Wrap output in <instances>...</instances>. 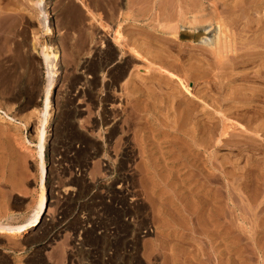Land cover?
<instances>
[{"label":"rangeland","instance_id":"1","mask_svg":"<svg viewBox=\"0 0 264 264\" xmlns=\"http://www.w3.org/2000/svg\"><path fill=\"white\" fill-rule=\"evenodd\" d=\"M174 1L0 0V222L17 224L32 209L29 202L36 194L35 170L43 134L48 192L59 182L65 188L78 185L73 202L79 204L93 199L85 182L98 177L101 182L112 181L117 176L115 169L127 174L141 213L140 224L153 227L151 233L137 237V264H264V55L246 58L247 63L240 66L234 64L243 59L239 57L242 52L264 51V0H201L200 8V0H183L181 8L185 5L186 14ZM197 1L198 7L194 6ZM192 16L204 22L196 19L187 24ZM218 17L225 19L226 27H218ZM174 21L180 34L182 28L193 30L189 34L192 41L179 33L180 37H173L168 28L163 30L166 34H159L161 24ZM117 28L124 36L122 43L130 48L156 44L154 50L168 48L165 53L179 58L173 68L188 77L184 79L190 91L200 93L208 105L196 104L201 124L194 149L188 136L192 124L182 120L183 132L176 131L182 107L172 104V95L179 90L175 83L159 80L157 71L145 79L149 72L140 71L145 66L141 61H134L122 80L115 77L132 55L124 45L117 44L116 54L107 49L104 40L109 37L113 42ZM254 37L262 46L259 49L251 47ZM187 40L197 46L187 48L182 44ZM41 46L52 52L49 62ZM102 53L108 55L105 63ZM158 61L164 66V61ZM189 61L201 65L200 70H186ZM258 70L262 78L252 77L249 83L233 80L242 73L253 76ZM241 86L246 90L248 86L249 91L257 87L260 95L249 96L247 101L229 100L230 92ZM137 88L142 89L141 96ZM47 97L49 115L44 111ZM239 113L251 117L255 113L259 119L248 122ZM84 162V172L76 177L73 167ZM51 194L47 203L51 200L50 207L56 208L59 203ZM211 206L216 213L226 207L228 224L219 218L218 226L208 217ZM52 207L47 208V217L54 215ZM46 226L41 222L24 239L0 234V264H81L75 258L84 257L68 255L71 241L67 233L54 228L57 236L49 235ZM122 231L129 229L123 226ZM96 244L103 252L118 246L116 240L107 239ZM117 259L111 264L125 263L123 256Z\"/></svg>","mask_w":264,"mask_h":264},{"label":"bare ground","instance_id":"2","mask_svg":"<svg viewBox=\"0 0 264 264\" xmlns=\"http://www.w3.org/2000/svg\"><path fill=\"white\" fill-rule=\"evenodd\" d=\"M40 1H42V0H40ZM181 1H183V0H175L174 2H176V5H177V7L179 6L180 8H181V6H182V3H181ZM187 1V0H186ZM211 1V0H210ZM216 1V0H215ZM218 1V0H217ZM228 1V0H227ZM234 1V0H233ZM160 2V1H159ZM172 2V1H171ZM188 2H190L191 3V1H189L188 0ZM193 2H194V0H193ZM208 2H209V0H208ZM214 2V1H213ZM232 2V1H231ZM230 2V3H231ZM168 3H169V1H168ZM167 2H166V4H168ZM186 3V2H185ZM189 3V4H190ZM206 3V2H205ZM216 3H219V2H216ZM238 3V2H237ZM162 4V3H161ZM164 4V3H163ZM171 4V3H170ZM169 4V5H170ZM188 4V3H187ZM199 8H200V6H202V5H204V3H203V1H199ZM165 5V4H164ZM174 5V4H173ZM173 5H172V7H173ZM192 4H190V6H191ZM216 5V4H215ZM228 5V4H227ZM194 6H196V7H198V1H197V3H194ZM194 6H193V8H194ZM218 6V5H217ZM216 6V7H217ZM233 6V5H232ZM170 8H171V6H169ZM185 7V5H183V7L181 8L182 9V11H183V8ZM203 7V6H202ZM215 7V6H214ZM230 7V6H229ZM174 8V7H173ZM179 8V9H180ZM190 8V7H189ZM213 8V7H212ZM224 8V7H223ZM178 9V8H177ZM178 9V10H179ZM192 9V8H191ZM196 9V8H195ZM195 9H194V11H195ZM208 9V8H207ZM226 9V8H225ZM238 9V8H237ZM173 10V9H172ZM184 10H185V8H184ZM189 10V9H188ZM201 10V9H200ZM204 10V9H203ZM214 10V9H213ZM212 10V11H213ZM227 10L228 9H226V11H225V13L227 12ZM239 10V9H238ZM171 11V10H170ZM174 11H175V8H174ZM205 11V10H204ZM207 11V10H206ZM211 11V8H210V12H212ZM218 11V10H217ZM221 11H222V8H221ZM224 11V10H223ZM222 11V12H223ZM241 11V10H240ZM179 12V11H178ZM183 12H185V11H183ZM197 10L195 11V13H194V15H196L197 13ZM234 12V11H233ZM163 13V12H162ZM181 13V12H180ZM214 13V12H213ZM224 13V12H223ZM235 13V12H234ZM233 13V14H234ZM164 14V13H163ZM171 14V13H170ZM182 14H186V12L185 13H182ZM209 14V13H208ZM218 14V13H217ZM220 14H221V12H220ZM165 15V14H164ZM178 15V14H177ZM229 15V14H228ZM160 16V15H159ZM162 16V15H161ZM179 16H181L180 14H179ZM220 16H222V14L220 15ZM236 16V15H235ZM142 17V16H141ZM184 17H186V16H184ZM183 17V18H184ZM193 17V16H192ZM207 17V16H206ZM209 17V16H208ZM5 18V17H4ZM159 18V17H158ZM162 18H164V17H162ZM165 18H167V17H165ZM171 18V17H170ZM188 18V17H187ZM196 18V17H195ZM160 19V18H159ZM196 19H199V18H196ZM196 19H194V17H193V19H191V18H189V19H187V24H188V22L189 21H191V20H196ZM155 20V19H154ZM167 20V19H166ZM180 20H182V18L180 19ZM189 20V21H188ZM200 20V19H199ZM199 20H197V23H201V21L202 20H200V22H198ZM229 20V19H228ZM230 20H231V18H230ZM264 20V19H263ZM168 21V20H167ZM175 21H177V19L175 20ZM171 22L172 24H166V23H169V22H166V23H163V24H161L162 25V27L161 28H163L162 29V31H158L159 32V34L161 33V34H164L166 31H163V30H165V28H168V30L170 31V33H171V35L173 36V37H180V35H182L181 36V38L182 39H188V40H190V41H192V38H191V36L189 35L190 34V30L191 29H184V28H182V26H181V28L183 29L182 31H183V33H181L180 34V31L179 30H177V28H179V25H178V23H176V22ZM183 21V20H182ZM185 21V20H184ZM183 21V22H184ZM218 27L219 28H223V27H226V22H225V19H221V17H218ZM236 21H238V20H236ZM156 22V21H155ZM157 22H159V21H157ZM178 22V21H177ZM180 22V21H179ZM202 22H204V21H202ZM235 22V21H234ZM160 23H162V22H159V24ZM173 23H175V24H173ZM182 23V22H181ZM190 24H191V22H189ZM228 24H231L230 22H227ZM233 23V22H232ZM9 24V23H8ZM156 24L157 23H155V26H156ZM159 24H157L158 26H159ZM166 24V25H165ZM183 24V23H182ZM185 24V23H184ZM192 24H196V22L195 23H192ZM164 25V26H163ZM230 26V25H229ZM160 28V27H159ZM191 28V27H190ZM198 28V27H197ZM197 28L196 29H194L195 31L197 30ZM201 28V27H200ZM228 28V27H227ZM50 28L49 27H46V30H49ZM155 29V28H154ZM157 29V28H156ZM230 29V28H229ZM145 30V29H144ZM167 30V31H168ZM227 30V29H226ZM245 30V29H244ZM155 31V30H154ZM192 31L193 30H191V34H192ZM206 31V30H205ZM223 31V30H222ZM225 31V30H224ZM229 31V30H228ZM144 32V31H143ZM158 32H156V34L158 33ZM169 33V32H168ZM180 35H179V34ZM220 33V32H219ZM142 34V33H141ZM152 34H154V33H152ZM155 34V35H156ZM158 34V35H159ZM166 34V33H165ZM225 33H223V35H224ZM143 35V34H142ZM151 35V34H150ZM203 35V34H202ZM229 35V34H228ZM242 35V34H241ZM254 35H256V34H254ZM171 36V37H172ZM190 36V37H189ZM236 36V35H235ZM261 36V35H260ZM160 37V36H159ZM194 37V36H193ZM197 37V36H196ZM198 37H201V34L198 36ZM241 37H243V36H241ZM253 37V36H252ZM230 38V37H229ZM240 38V37H239ZM256 38L257 37H254V39L252 40V42H251V40H250V43H253L252 45L253 46H251V47H254V48H258L259 46H261V44H258L257 42H256ZM172 39H174V38H172ZM179 39V38H178ZM197 40H199L198 38H196ZM242 39V38H241ZM258 39V38H257ZM124 40V36L122 35V32H121V30L119 29V28H117V29H115V36H114V38H113V42L110 40V38L109 37H107V39H105L104 40V42H106V44H108V47H107V49L109 50V52L111 53L112 51H113V53H115L116 54V46H117V44L118 45H120V47H122V45H124L125 47H129L128 45H126L127 43H125V41L122 43V41ZM175 40V39H174ZM188 40H187V42H183L182 44H184L187 48L190 46V47H193V46H195V45H193V44H190V43H194V42H188ZM233 40V39H232ZM243 40V39H242ZM180 43L182 42V41H180V40H178ZM221 41V40H220ZM228 41V40H227ZM243 41H245V40H243ZM258 41H261V40H258ZM224 42V41H223ZM262 42V41H261ZM149 43V42H148ZM228 43V42H227ZM246 43V42H245ZM245 43L243 44V46L245 45ZM147 44V43H146ZM145 44V46H142V45H140V46H138L137 48H133V47H129L128 49L129 50H131V53H132V55H130V59H131V62H127L126 61V63L123 65L122 63V66H120V68H119V70H118V73H116L115 72V70L114 69H111V70H114V72L116 73V75L117 76H115V75H113V76H115L117 79H119V80H122L123 78H124V75H125V73H126V71L129 69V66L131 65L132 66V63L134 64V61H137V62H139V61H141V62H143V63H145V66H143V65H141L140 66V71H143V73L145 72V73H147V72H149V73H147L146 75H145V79L147 78H151L153 75H154V73L157 71L158 73H159V76L160 77H158L159 78V80H160V78L162 79H164V80H167L169 83L170 82H173V83H175L176 85H177V87H176V89L177 88H179V90H177V92L176 93H178V94H173L172 96V104H174L175 105V108H177L176 107V105L179 107V106H181L182 108H180V114L179 115H177L178 117H177V119H178V121H176V123L177 124H175V125H177L176 127V131H178V132H183L182 130H184L181 126H182V124H181V122H182V120L184 121V120H187L186 122H189V123H191L192 124V126H191V129H192V134L191 135H188L189 136V138H190V140H191V143H190V145L192 146V148L194 149L195 148V146L197 145V138L195 137V135H197V134H195V133H197V132H199L200 131V124H201V121L199 120V118H198V114H197V111H196V109L198 108V106L196 105V104H198V101H201V103H205V105H207V102L204 100V98H202V96L200 95V93L198 94V92H192V91H190V87H189V83L184 79V78H188V77H182V75H180L178 72H176V71H178L177 70V68L175 69V68H173V67H175L174 65H176V66H178L177 64H176V62L178 61V59L177 58H172V57H174V56H170V52L169 51H166V53L164 52L165 50H168V48H166V49H164L163 48V50H154L155 49V45H151L150 43V45H151V47L152 48H149V45H146ZM153 44V43H152ZM181 44V45H182ZM199 44V43H198ZM247 44L248 43H246V45L245 46H247ZM214 45V44H213ZM220 45V44H219ZM222 45V44H221ZM230 45V44H229ZM183 46V45H182ZM184 46V47H185ZM197 46V45H196ZM195 46V47H196ZM201 46V45H200ZM225 46V45H224ZM232 46V45H231ZM241 46V45H240ZM241 47V48H246V47ZM189 47V48H190ZM223 47V46H222ZM237 47V46H236ZM236 47H235V49H236ZM262 47V46H261ZM264 47V46H263ZM234 48V47H233ZM249 48V47H248ZM150 49H152L154 52L152 53V51H150ZM181 49H183V48H181ZM213 49V48H212ZM259 49V48H258ZM262 49V48H261ZM42 52H45V54H46V61L47 62H49V56H50V54H52V52L47 48V47H43V46H41V49H40ZM128 50V51H129ZM214 50V49H213ZM216 50V49H215ZM218 50H220V49H218ZM229 50H231V49H229ZM253 50V49H252ZM127 51V52H128ZM180 51V50H179ZM182 51V50H181ZM187 50H183V52L185 53ZM190 51V50H189ZM207 51H208V48H207ZM243 51V50H242ZM244 51H247V50H244ZM103 52V51H102ZM188 52V51H187ZM186 52V53H187ZM236 52V51H235ZM104 53V52H103ZM103 53H102V57H104L105 55H103ZM107 53V52H106ZM110 53H109V55H110ZM130 53V52H129ZM231 53H232V51H231ZM234 53V52H233ZM213 54V53H212ZM219 54V53H218ZM238 54V53H237ZM54 55V57H57V54L56 53H54L53 54ZM113 55V54H112ZM217 55V54H216ZM226 55V54H225ZM260 55H264V51H260V50H256L255 52H242L240 55H239V57H243V59L242 60H239V61H236V63H234L235 65H237V64H239L238 66H240V64H245V63H247V61H245V60H247L246 58H248L249 59V57H252V56H260ZM111 56V55H110ZM188 56H189V54H188ZM209 56V55H208ZM222 56V55H221ZM113 57V56H112ZM179 57V56H178ZM220 57V56H219ZM225 57V56H224ZM105 59L104 60H102L103 62L102 63H105L107 60H108V55H107V58L106 57H104ZM110 58V57H109ZM171 58V59H170ZM143 59V60H142ZM157 59V61H158V59L160 60V61H164V66L163 65H158L157 63L159 62H155L154 60H156ZM217 59V58H216ZM251 59V58H250ZM213 60V59H212ZM133 61V62H132ZM205 61V60H204ZM220 61V60H219ZM188 62V61H187ZM190 62V61H189ZM182 63V62H181ZM185 63V62H184ZM191 63V62H190ZM189 63V66H188V68L186 67V70H192V71H196L198 68H200V66L198 67L197 66V63H191L190 64ZM219 63V62H218ZM163 64V63H162ZM165 64H166V66H165ZM215 64H216V62H215ZM234 64H233V66H234ZM106 65V64H105ZM135 65V64H134ZM133 65V66H134ZM188 65V64H187ZM221 65V64H220ZM184 66H186V65H184ZM217 66V65H216ZM230 66V65H229ZM109 67V66H108ZM218 67V66H217ZM222 67V66H221ZM235 67V66H234ZM184 68V67H183ZM219 68V67H218ZM116 69V68H115ZM118 69V68H117ZM175 69V70H174ZM110 70V71H111ZM186 70H184V71H186ZM198 70H200V69H198ZM197 70V71H198ZM208 70V69H207ZM153 71H155L154 73H153ZM187 71V72H188ZM205 71V70H204ZM156 72V73H157ZM179 72H180V70H179ZM264 72V71H263ZM262 71L260 72V70H258V73H256L255 75H253V76H251V75H249V74H247V73H245V74H240V75H237V76H233L232 75V77H234V81L237 79V80H247L246 82H248V80H251L252 79V77H255V76H258V77H263L262 76V73H263ZM156 73H155V76H156ZM157 73V74H158ZM207 75V74H206ZM112 76V77H113ZM158 76V75H157ZM201 76V75H200ZM231 77V76H230ZM141 78H143V76L141 75ZM143 78V79H144ZM153 78H155V77H153ZM157 78V79H158ZM195 79H197V78H195ZM113 80V79H112ZM116 80V79H115ZM195 82V81H194ZM218 82V81H217ZM220 82V81H219ZM249 83V82H248ZM168 84V83H167ZM171 84V83H170ZM214 84V83H213ZM224 84V83H223ZM137 85V84H136ZM143 85V84H142ZM123 86V85H122ZM222 87V86H221ZM241 89L239 90L238 88H237V90L235 91H233V92H235V93H233L232 91V93L230 92V94H229V96L227 97L229 100H232L233 102L234 101H236V99H240L241 98V100L242 99H246V101H247V99H249L250 97L252 98H257V96H255V94L256 95H260L259 93H258V89H257V87H256V89H252V88H250V91H251V89H252V91H254L255 93H253L252 91L250 92L249 91V88H248V86H246V88H247V90L249 91V92H246L247 90L245 89V87H243V89H242V86L240 87ZM182 89H183V91H182ZM213 89V88H212ZM232 89V88H231ZM132 90H136V88L134 89V87H133V89ZM137 91L138 92H140V95L139 96H141V92H142V89L141 88H137ZM259 91H260V89H259ZM133 92V91H132ZM136 92V91H135ZM137 92V93H138ZM185 92V93H184ZM224 92V91H223ZM144 93V92H143ZM135 94V93H134ZM150 94V93H149ZM203 94V93H202ZM108 96V95H107ZM149 96V95H148ZM154 96V95H153ZM250 96V97H249ZM136 97V96H135ZM150 97V96H149ZM259 97V96H258ZM110 98V96H108V99ZM132 98V97H131ZM158 98V97H157ZM156 98V99H157ZM206 98V97H205ZM219 98V97H218ZM226 98V99H227ZM146 99V98H145ZM153 99V98H152ZM225 99V98H224ZM149 100V99H148ZM154 100V99H153ZM244 100H243V102H244ZM251 101H254V100H251ZM150 102V101H149ZM239 102V101H238ZM241 102V101H240ZM242 103V102H241ZM251 103V102H250ZM156 104V103H155ZM135 105V104H134ZM174 105H172V106H174ZM201 105V104H200ZM227 105V104H226ZM50 106V104H49V98L47 97L46 98V100H45V112L47 113L48 112V110H47V108ZM167 106V105H166ZM208 106V105H207ZM164 107V106H163ZM201 107V106H200ZM241 107V106H240ZM144 108H146V107H144ZM177 110V109H176ZM199 110V109H198ZM231 110V109H230ZM242 110V109H241ZM156 111V110H155ZM220 112V111H219ZM49 113V112H48ZM47 113V114H48ZM243 113V112H242ZM242 113H239V116H241L244 120H245V118L247 119V121L249 122H251L253 119L254 120H258L259 119V117L258 116H255V113L252 115V117L251 116H249V115H246L245 113L244 114H242ZM210 114V113H209ZM49 115V114H48ZM238 115V114H237ZM258 115H260V114H258ZM262 116V115H261ZM240 117V118H241ZM203 118V117H202ZM238 118V117H237ZM175 123V122H174ZM208 124L207 125H209V122H207ZM206 124V123H205ZM204 124V125H205ZM212 124V123H211ZM216 124V123H215ZM260 124V123H259ZM259 124H257L258 126V128H261V125H259ZM188 125V124H187ZM217 125V124H216ZM211 126H213V125H211ZM232 126V125H231ZM172 127H175V126H172ZM210 127V126H209ZM229 127V126H228ZM243 127V126H242ZM257 127H256V129H255V131L257 130ZM205 128V127H204ZM227 128V127H226ZM262 128H264V127H262ZM173 130H174V128H172ZM187 129V128H186ZM206 130V129H205ZM226 130V129H225ZM241 130H243V132L244 131H248V130H246L245 128H242ZM208 132V131H207ZM206 132V133H207ZM210 132H212V131H210ZM209 132V133H210ZM219 132V131H218ZM226 132V131H225ZM225 132H223V133H225ZM228 132V131H227ZM263 132V131H262ZM226 134V133H225ZM253 134V133H252ZM258 134V133H257ZM185 135H187L186 133H185ZM241 135V134H240ZM180 139H181V137H182V135L180 134ZM251 137V136H250ZM200 139V138H199ZM225 140V139H224ZM40 142H39V152H38V162H37V164H36V170H35V177H36V183H35V188L33 189V191H35L36 192V194H35V197H34V199L33 200H31L29 203H31L32 204V209L30 208V210L29 209H27V210H29L26 214H25V216H23V220H21L20 222H18L17 224H13V223H11L10 221H8V220H6V221H3V222H0V234H10V235H13L14 237H18V238H20V237H22V239H24L25 238V236L27 235V234H30V233H33V232H35V231H37L38 229H39V225L41 224V222H43V215H45V213H44V211H49L50 209H51V207H50V205H51V200H49V204L47 203V201H48V197H52V194H51V192H53L52 191V189H51V191H49L48 192V189H47V186H46V180H45V178H46V165H45V155H44V151H45V148H44V143H45V136L42 134V136L40 137V140H39ZM229 141V140H228ZM225 142V141H224ZM186 143H187V141H186ZM179 144V143H178ZM230 144V143H229ZM234 144V143H233ZM184 145V144H183ZM237 145V144H236ZM185 146H186V144H185ZM188 147V146H187ZM255 148V147H254ZM187 149V148H186ZM25 150L27 151V152H30V153H32V149L31 148H29V147H27V146H25ZM191 151H195V150H191ZM196 152V151H195ZM194 152V153H195ZM99 155H102V153H98ZM97 155V154H96ZM101 164H102V162H101ZM121 165V164H120ZM147 166V165H146ZM48 167V166H47ZM34 177V178H35ZM18 180V179H17ZM20 181H21V179H20ZM60 183V185H58L59 187H63V188H65L64 187V185H66V184H63L62 182H59ZM20 186H21V184H20ZM63 188H62V190H63ZM69 188V186L67 187L66 186V188L65 189H68ZM210 192V191H209ZM76 196V195H75ZM200 196V195H199ZM214 196H215V194H214ZM252 196V195H251ZM215 198V197H214ZM53 203V202H52ZM198 204V203H197ZM202 204V203H201ZM221 204V203H220ZM195 205V204H194ZM193 205V206H194ZM213 205V204H212ZM207 206V205H206ZM214 206V205H213ZM209 207V206H208ZM215 207V206H214ZM214 207L212 208V206L209 208V209H207L208 211H209V215H208V217H210L211 219H212V221H214V222H216V224L218 223V226H219V224L220 223H222L223 222V224H225V223H227L228 224V216L226 215V207L225 206H221V207H219V208H221V210L218 212V213H216V211L215 210H213L214 209ZM230 207V206H229ZM240 207V206H239ZM49 210H48V209ZM196 208V207H195ZM45 209H47V210H45ZM198 209V208H197ZM205 209V208H204ZM191 210V209H190ZM201 210V209H200ZM227 210H228V208H227ZM203 212V211H202ZM254 212V211H253ZM256 212V211H255ZM229 213V212H228ZM193 214V213H192ZM202 214V213H201ZM203 215V214H202ZM204 215H205V213H204ZM229 215V214H228ZM257 215V214H256ZM22 216V215H21ZM199 216V215H198ZM201 216V215H200ZM199 216V217H200ZM223 219V220H220V219ZM18 219H20V218H18ZM202 219H204V217L202 218ZM210 219V220H211ZM192 220V219H191ZM221 222H220V221ZM18 221V220H17ZM16 221V222H17ZM205 222V221H204ZM207 222V221H206ZM220 222V223H219ZM213 223V222H212ZM204 224V223H203ZM208 224V223H207ZM201 225V224H200ZM206 225V224H205ZM220 226H222L221 228H223L224 226L223 225H220ZM212 228V227H211ZM220 228V227H219ZM226 228V227H225ZM228 228V227H227ZM203 230V229H202ZM206 230V229H205ZM221 230V229H220ZM223 230V229H222ZM225 230V229H224ZM223 230V231H224ZM228 230V229H227ZM232 230V229H231ZM216 231V230H215ZM222 231V232H223ZM226 231V230H225ZM228 232V231H227ZM38 233V232H37ZM226 234L227 233H225V236H226ZM233 234H234V232H233ZM232 234V235H233ZM238 235V234H237ZM209 236H211V235H209ZM93 240L94 239H91V242H93ZM235 242V241H234ZM90 243V242H89ZM118 245V244H117ZM205 245V244H204ZM239 246V245H238ZM235 253V252H234ZM168 254V253H167ZM243 254V253H242ZM167 256V255H166ZM211 257V256H210ZM243 258V257H242ZM43 259V258H42ZM235 260V259H234ZM242 260V259H241ZM225 262H227V261H225ZM38 263V262H37ZM41 263V262H40ZM39 263V264H40ZM228 263V262H227ZM241 263V262H240ZM34 264H35V262H34Z\"/></svg>","mask_w":264,"mask_h":264},{"label":"built area","instance_id":"3","mask_svg":"<svg viewBox=\"0 0 264 264\" xmlns=\"http://www.w3.org/2000/svg\"><path fill=\"white\" fill-rule=\"evenodd\" d=\"M89 161L91 163L92 159ZM85 163L83 166L73 167L76 177L84 172L87 164ZM63 165L66 166V162ZM98 168L101 170V161ZM115 171L117 176L112 181L105 179L101 182V178L98 177L93 181L85 182L86 192L93 193V199H84L79 204L73 202V197L75 198L79 192L78 185H67L69 188L62 190L63 187H59L57 183L52 190L54 199L59 204L56 208L51 206L54 217H47L50 211H46L43 221L47 224L49 235L57 236L53 231L54 228L67 233L71 241L70 248L67 249L68 255L71 258L74 255L84 257L75 258L81 264H111L114 258L118 257L119 260V256H123L125 260V263L121 264H137L135 261L137 237L139 235L143 237L153 230L152 225L140 224L141 213L137 212L134 187L128 181L127 174L119 173L116 169ZM101 197L106 200L104 204H101ZM123 226L129 231L123 232ZM91 239L94 241L91 242ZM101 239L116 240L118 246L108 247V251L103 252V249H98L96 244L97 241L101 242Z\"/></svg>","mask_w":264,"mask_h":264}]
</instances>
